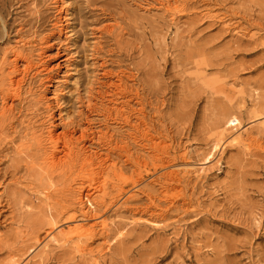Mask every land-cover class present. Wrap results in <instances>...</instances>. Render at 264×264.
Instances as JSON below:
<instances>
[{"label":"rangeland","instance_id":"1","mask_svg":"<svg viewBox=\"0 0 264 264\" xmlns=\"http://www.w3.org/2000/svg\"><path fill=\"white\" fill-rule=\"evenodd\" d=\"M231 114L253 145L185 173ZM263 119L264 0H0V264H264ZM48 126L98 156V212L133 221L118 237L42 249L51 221L63 237L82 214L80 166L41 169L49 145L31 136Z\"/></svg>","mask_w":264,"mask_h":264},{"label":"bare ground","instance_id":"2","mask_svg":"<svg viewBox=\"0 0 264 264\" xmlns=\"http://www.w3.org/2000/svg\"><path fill=\"white\" fill-rule=\"evenodd\" d=\"M69 0H60L61 5H68ZM168 2V0H166ZM66 16H68V9H65ZM64 34L66 38L70 35L69 34V28L68 25L63 27ZM13 54L15 57L12 59L13 62H11L12 73L19 71V61L22 60L21 55L17 50L13 51ZM41 54V53H40ZM26 60V58H25ZM43 65V63H42ZM9 90L13 92V96L17 94L18 87H19V81L17 79H14V77L9 76ZM17 85V86H16ZM15 86V87H14ZM229 91H231L232 95H235L239 90L235 89L233 86H230L228 88ZM257 91V89H254L252 92ZM30 93L31 90H28ZM242 92V91H240ZM9 101L7 99H4L2 101V106H7ZM58 103V101L56 102ZM1 111L2 114H5L7 112V109L2 108ZM60 122L65 127L68 126V122H66L67 119H69L70 114L68 112H65L63 114V111L60 110ZM261 125L264 128V119L260 121ZM225 125L229 127V131L225 130V127L222 128V130L219 132L220 137L217 141L211 143L207 149L203 152V155L201 158L197 160V162L201 163V165L197 168L190 163L192 160L188 159L186 155H184L183 160L185 163V166L187 167L185 169V173H195L197 176H199V170H202L205 163L210 161L212 158H214L215 155H220L227 143H235L238 145H241L243 147H248L253 145L254 141L251 139L252 133L250 130L248 131H239L237 128L239 126V118L235 114H231L227 120L224 122ZM76 129L67 128L62 133H56L54 129H51L50 126H48L47 135L45 138L42 139V134L37 133V131L32 132L31 140L33 139L36 145L43 146V141H46V144L49 145L48 150L44 152L45 156L42 159V164H44L41 169L43 170V173L46 175L47 172L45 168L49 170V174L52 171H56L57 168L63 167L69 170L70 172H75L77 167L80 166V170L76 174V177H74L73 181L77 182V189L76 194L78 195L77 199V207H74L73 210H79L82 211L80 216H77L75 214H71L68 218V221L71 223L68 227V230L65 232L63 237H60L61 234L54 233L55 228V221H51L50 227L47 230L46 240L40 244L42 245V249L45 250L50 246V244L54 243H60V241L63 240V242L69 241V239L76 238L77 240H82L83 238H89L94 233L95 230H99L103 233L111 231L115 229V238L118 237V235L122 234V232L125 230L126 225L131 224L133 221L128 217L123 216H117V222L115 223L112 221V218H109V216H105V212H98V207L100 206L102 200H100L99 194L104 192V183L98 179V175L100 171H97L98 166L97 164V158L95 154L83 152L82 158L77 159V156L73 155L72 152V134L75 132ZM41 148V147H40ZM22 151V150H21ZM59 153L63 154V159H60L58 157ZM31 166H33L32 163L33 159L30 161ZM102 168V167H101ZM172 174L174 173L171 172ZM48 176V174H47ZM49 178V177H48ZM121 188V186H120ZM43 189V188H42ZM40 190V188H35L36 193H40L44 196V200L46 204L48 203L47 200L51 198V195L49 193L44 194L43 190ZM121 193L124 192V188L121 189ZM134 196L131 195L132 198ZM118 213V209L116 211ZM52 220V219H51ZM93 221V222H92ZM139 221H144L148 224H156L154 221H150L148 219H142L140 218ZM123 224L124 227L119 229L118 224ZM77 250L82 251L83 248L81 245L77 243Z\"/></svg>","mask_w":264,"mask_h":264}]
</instances>
